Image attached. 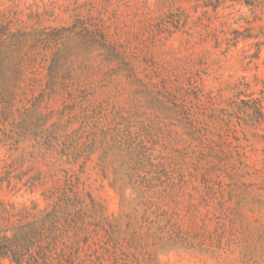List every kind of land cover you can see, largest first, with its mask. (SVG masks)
Instances as JSON below:
<instances>
[{
    "label": "rangeland",
    "instance_id": "1",
    "mask_svg": "<svg viewBox=\"0 0 264 264\" xmlns=\"http://www.w3.org/2000/svg\"><path fill=\"white\" fill-rule=\"evenodd\" d=\"M0 53V203L53 225L48 264H264V205L210 171L264 111V6L0 0Z\"/></svg>",
    "mask_w": 264,
    "mask_h": 264
},
{
    "label": "trees",
    "instance_id": "2",
    "mask_svg": "<svg viewBox=\"0 0 264 264\" xmlns=\"http://www.w3.org/2000/svg\"><path fill=\"white\" fill-rule=\"evenodd\" d=\"M235 1L246 6H264V0ZM243 109L251 113L246 114ZM234 116L237 120L235 123L230 121L231 115H228V119H220L222 126L217 131L219 140L213 145L219 147L226 139H233L234 144L226 157L229 161L225 166H216L210 171L216 170L226 175L230 180L232 197H237L241 201L248 199L255 205H264V148L260 151L263 161L259 168L246 163V153L255 151L253 141L264 144V131L259 128L264 122V111L255 103L237 107ZM247 128L258 129L261 132H246ZM259 174L263 176V186L260 188L261 194L255 195L253 184H248L244 180ZM34 210L35 206L18 209L13 205L0 203L1 260H8L10 264H48L53 244V225H46L45 221L35 219V215L32 214Z\"/></svg>",
    "mask_w": 264,
    "mask_h": 264
}]
</instances>
